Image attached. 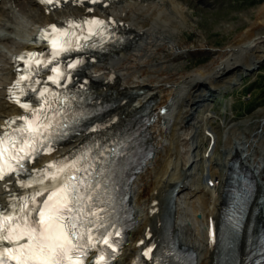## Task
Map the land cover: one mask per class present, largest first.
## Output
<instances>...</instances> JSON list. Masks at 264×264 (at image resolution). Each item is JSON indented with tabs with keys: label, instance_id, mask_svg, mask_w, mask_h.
I'll use <instances>...</instances> for the list:
<instances>
[{
	"label": "bare ground",
	"instance_id": "obj_1",
	"mask_svg": "<svg viewBox=\"0 0 264 264\" xmlns=\"http://www.w3.org/2000/svg\"><path fill=\"white\" fill-rule=\"evenodd\" d=\"M33 8L42 10V22L20 32V18L27 16ZM0 10H5L0 15V73L5 76L0 79V86L3 85L0 89L1 126L11 115L20 112L7 100L11 86L7 80L14 73V65L8 61L10 58L7 55L30 48L32 45L29 43L33 41L37 26L54 22L56 18L64 21L78 18L79 12L68 8L50 18L51 15L48 16L47 9L39 4V0H6L5 7L1 6ZM185 11L179 0H119L89 10L90 14H100L110 20L124 35H128V39L122 47L109 54L90 57L85 70L76 78L77 88L94 90L91 95L87 94L88 100L95 97V101L112 103V109L98 119L105 125V133L115 130L123 121H132L145 110L150 112L153 120L148 141L155 153L132 185L137 222L130 233V239H134V242L128 253V264H136L140 258L146 264H156L155 253H144L151 245L158 247L167 215L168 190L178 183L181 185L175 202L173 233L183 246L197 254V264H215L207 223L221 220L223 201L213 198L209 186L192 180L195 179L193 171L199 163L198 156L194 155V127L190 125L192 110L194 102L205 92L204 85L218 86L226 79H233L237 73L235 71L252 66L253 54L264 44V37H258V31L264 30V7L258 11L254 24L216 55L217 62L195 73L172 74L168 73V64L197 48L184 44L185 41L179 43L175 36L180 25L186 26ZM199 47L203 48L204 45ZM233 81L235 83L237 80ZM228 132L230 134L225 145L228 150L225 156L227 166L234 157L240 156L241 150L239 141H235L237 135L234 127ZM95 134L91 126L86 127L73 142L44 158L42 167L53 159L73 154L87 141L95 139ZM255 139H258L262 149L264 136L263 139L258 136ZM254 144L257 145L255 142L245 145L247 149L242 150L244 154L241 155L245 156L243 161L255 171L258 187L263 190L264 159L260 158L264 157V149L260 151L262 155L258 161L255 159L258 167L254 169L250 159L254 155L259 156ZM202 160L205 163L209 161L205 158ZM186 179L189 181L185 182ZM15 184L16 181L3 189L5 199H9L14 191H19L20 186L17 188ZM262 212L259 211L256 217L258 224L264 222ZM119 260L116 264H119Z\"/></svg>",
	"mask_w": 264,
	"mask_h": 264
},
{
	"label": "snow or ice",
	"instance_id": "obj_2",
	"mask_svg": "<svg viewBox=\"0 0 264 264\" xmlns=\"http://www.w3.org/2000/svg\"><path fill=\"white\" fill-rule=\"evenodd\" d=\"M59 2L41 0L44 4ZM83 24L89 26L87 36L83 35V25L75 23H69L67 29L53 25L50 31L42 32L41 39L51 46L50 59L35 53L20 58L25 67L18 69L21 74L10 90V98L27 115L5 121L0 129V181L27 176L19 186L32 191L14 197L15 203H10L8 210H0V264H85L86 260L88 264H107L103 254L88 260V253L98 244L116 251L109 222L101 215L106 210L99 207L102 185L96 179L91 149L71 161L51 163L38 174L26 169L37 156L50 154L52 144L67 135L64 129L70 123L79 122L80 116L70 111L74 97L47 86L38 91L41 81L34 76L47 69L52 75L45 84L50 81L57 88L66 86L71 78L68 70H75L83 61L77 59L62 68L60 58L82 50L85 45L78 42L80 39L102 36L108 27L97 19ZM74 28H81V33L72 31ZM29 91L36 94L38 106L22 102ZM119 234L117 230L115 235Z\"/></svg>",
	"mask_w": 264,
	"mask_h": 264
},
{
	"label": "rangeland",
	"instance_id": "obj_3",
	"mask_svg": "<svg viewBox=\"0 0 264 264\" xmlns=\"http://www.w3.org/2000/svg\"><path fill=\"white\" fill-rule=\"evenodd\" d=\"M179 2L186 10L187 22L186 26L180 25L178 32L176 31V39L179 43L185 41L184 44L197 46V48L168 64V73L172 74L195 73L217 62L216 55L250 28L256 21L258 11L264 7V0H179ZM29 11L27 16L20 18L21 23L18 26L20 32L42 22L41 11L37 8ZM258 37H264V30L258 31ZM201 44L204 45L203 48L199 47ZM256 51L252 57L251 67L244 66L243 69L235 71L237 72L235 77L226 79L223 85H204L205 92L193 105L190 125L194 127L193 144L196 148L194 155L198 156L199 163L197 169L193 171L195 179L192 180L207 185L206 176L212 177L213 180L215 178L218 185L210 190L217 201H221L223 179L227 171L225 156L228 150L225 145L230 134L228 129L231 130L234 127L237 135L235 141H239L238 147L241 149V154H244L242 150L247 149L248 143H257L254 146L259 156L251 157L252 168L258 167L257 161L262 155L260 151L264 149V146L260 149L258 139H255L256 136L262 139L264 136V44ZM233 80L237 81L234 83ZM206 129H210L215 135V145L209 155L207 154L209 137L206 135ZM203 158L208 159V163H205ZM188 181L189 179H186V182ZM262 198L264 201V189ZM262 211L264 216V209ZM133 241L131 238L124 248L120 264H126V257Z\"/></svg>",
	"mask_w": 264,
	"mask_h": 264
}]
</instances>
